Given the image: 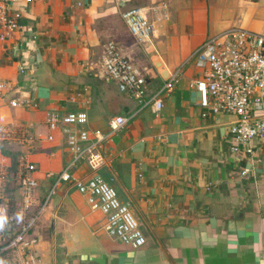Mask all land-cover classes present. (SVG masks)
<instances>
[{"label": "crops", "instance_id": "crops-1", "mask_svg": "<svg viewBox=\"0 0 264 264\" xmlns=\"http://www.w3.org/2000/svg\"><path fill=\"white\" fill-rule=\"evenodd\" d=\"M134 7L153 23L151 43L138 42L121 19ZM11 8L22 17L0 41L6 84L0 126L23 125L32 137L31 147L4 145L35 167L38 186L27 213L47 196L48 173L71 159L66 137L48 130V112H85L90 140L96 130L109 133L112 118L131 117L102 143L106 163L97 175L128 205L146 239L134 249L110 238L105 217L61 183L30 230L43 240L36 239L37 252L48 253L53 264L55 257L58 264H264V141L253 142L251 157L232 153L235 118L200 107L192 82L201 71L191 58L231 30L264 35V0H34ZM108 43L141 70L149 95L181 68L178 82L161 94V111L139 109L108 79L100 60ZM0 161L11 166L1 149ZM245 168L250 172L240 177ZM18 174L4 191L8 210L16 212L10 234L26 221ZM74 174L90 175L86 163H77ZM10 256L20 264L17 254Z\"/></svg>", "mask_w": 264, "mask_h": 264}, {"label": "built area", "instance_id": "built-area-1", "mask_svg": "<svg viewBox=\"0 0 264 264\" xmlns=\"http://www.w3.org/2000/svg\"><path fill=\"white\" fill-rule=\"evenodd\" d=\"M34 0H0V41H4L19 28L22 14L18 8ZM129 33L141 44L151 43L154 26L142 8H131L121 13ZM201 74L193 80L192 86L200 97V107L211 114L227 113L234 116L230 126L231 151L251 157L253 142L264 141V35L247 30H231L210 38L191 55ZM101 64L108 79L139 103V109L151 107L153 112L163 108L161 94L169 92L181 75V68L174 71L162 89L149 95L146 79L141 70L129 59L121 55L113 43H108L101 55ZM6 84L0 82V96ZM11 106L18 104L12 101ZM206 114H202L205 116ZM131 118V117H130ZM130 118L114 117L109 121V133L96 130L89 139V131L84 128L88 121L85 112L59 114L48 112L46 124L50 132L60 131L66 137V149L70 161L58 173H48L51 187L43 202L28 221L10 234L11 219L4 191L8 185L7 168L0 161V253L17 254L20 264H38L34 247L37 243L30 230L42 213L50 197L61 183L71 184L77 193L84 196L91 210L100 212L106 219L105 233L124 245L134 249L143 247L145 236L127 204H123L116 191L98 175L106 163L100 148L105 140L122 129ZM0 143L31 147L32 137L28 127L0 126ZM85 162L90 175L78 177L74 174L76 164ZM18 182L22 196V212L26 214L34 202L37 182L31 173L35 167L20 157ZM250 168L240 171L245 177Z\"/></svg>", "mask_w": 264, "mask_h": 264}, {"label": "rangeland", "instance_id": "rangeland-1", "mask_svg": "<svg viewBox=\"0 0 264 264\" xmlns=\"http://www.w3.org/2000/svg\"><path fill=\"white\" fill-rule=\"evenodd\" d=\"M14 167H12V166H9L8 168H7V176H8V178H9V180H12V178H13V174H14ZM16 174H14V176H15ZM13 213V212H12ZM36 224V223H35ZM12 228L14 229V230H16V228L17 227H14V226H12ZM37 232H39L37 229H35V233H34V237L38 240V244H42L41 242L43 241L42 240V238L40 239V236H38V235H36L37 234ZM37 244V245H38ZM37 245H35V247H34V251H35V255H36V259H37V262H38V264H53V259H52V256H49L48 255V253H41L40 251L39 252H37ZM10 255H13V253H10L9 255H8V258H7V262L5 261V262H3V264H16V262H15V260H13L12 259V256H10ZM15 259V258H14ZM55 264H58V259L55 257Z\"/></svg>", "mask_w": 264, "mask_h": 264}, {"label": "trees", "instance_id": "trees-1", "mask_svg": "<svg viewBox=\"0 0 264 264\" xmlns=\"http://www.w3.org/2000/svg\"><path fill=\"white\" fill-rule=\"evenodd\" d=\"M6 143H0V149H1V152L3 153V155H5V156H10V158H11V166L12 167H14V174H16L17 175V173H18V171H19V169H20V167H19V161L17 160V158L15 157V155H13L12 153H10V152H7L6 150H5V147H4V145H5ZM14 214L16 215V212L15 211H13V213L9 210L8 211V217L9 218H11V220H12V217H14V218H16L15 216H14ZM31 213H26V215H24V217H25V219H26V221H28L29 220V218L31 217V215H30ZM14 220V219H13ZM9 255V254H8ZM8 255L6 254V253H0V264H3V262H5L6 260H7V258H8ZM5 260V261H4ZM7 262V261H6Z\"/></svg>", "mask_w": 264, "mask_h": 264}, {"label": "water", "instance_id": "water-1", "mask_svg": "<svg viewBox=\"0 0 264 264\" xmlns=\"http://www.w3.org/2000/svg\"><path fill=\"white\" fill-rule=\"evenodd\" d=\"M154 64H155L156 66H159V62H158V61H156Z\"/></svg>", "mask_w": 264, "mask_h": 264}]
</instances>
